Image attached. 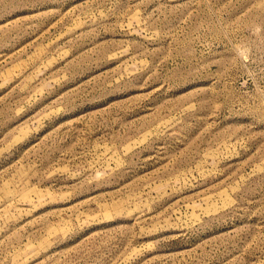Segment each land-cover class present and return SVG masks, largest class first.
<instances>
[{
    "label": "rangeland",
    "instance_id": "1",
    "mask_svg": "<svg viewBox=\"0 0 264 264\" xmlns=\"http://www.w3.org/2000/svg\"><path fill=\"white\" fill-rule=\"evenodd\" d=\"M0 264H264V0H0Z\"/></svg>",
    "mask_w": 264,
    "mask_h": 264
}]
</instances>
